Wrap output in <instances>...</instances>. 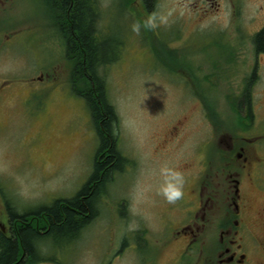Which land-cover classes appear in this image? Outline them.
Instances as JSON below:
<instances>
[{"label":"rangeland","instance_id":"obj_1","mask_svg":"<svg viewBox=\"0 0 264 264\" xmlns=\"http://www.w3.org/2000/svg\"><path fill=\"white\" fill-rule=\"evenodd\" d=\"M13 1L0 4V33L16 30L10 49H0V79L13 85L0 97V211L24 213L75 196L92 173L98 139L83 99L69 90L72 64L64 58L56 76L44 75L57 64L48 0ZM95 1L102 40L120 46L118 59L99 74L117 115V147L129 162L74 239L37 243L44 259L37 264H193L173 259L177 247L160 256L156 250L169 214L159 193L161 169L185 178L182 164L197 163L205 129L184 76L188 0H154V9L140 17L120 0ZM140 1L131 8L143 14ZM179 39V49L170 50Z\"/></svg>","mask_w":264,"mask_h":264},{"label":"flooded vegetation","instance_id":"obj_2","mask_svg":"<svg viewBox=\"0 0 264 264\" xmlns=\"http://www.w3.org/2000/svg\"><path fill=\"white\" fill-rule=\"evenodd\" d=\"M186 16L184 76L205 129L197 167L191 160L182 164L183 197L165 205L167 232L157 255L177 247V258L193 264H264V0H188ZM50 26L57 64L45 77L56 76L67 57L64 19L57 14ZM15 31L0 33L1 51L10 49ZM9 79H0V97L13 86ZM26 218L1 210L0 233L16 236Z\"/></svg>","mask_w":264,"mask_h":264},{"label":"trees","instance_id":"obj_3","mask_svg":"<svg viewBox=\"0 0 264 264\" xmlns=\"http://www.w3.org/2000/svg\"><path fill=\"white\" fill-rule=\"evenodd\" d=\"M133 1L120 0L128 8ZM142 1L145 11L150 13L154 9V0ZM48 4L52 21L55 22L57 14L65 21V53L73 67L70 74L71 88L86 105L96 130L98 146L92 173L75 196L55 199L51 204L26 215H14L16 212L10 211L13 218L24 219L27 216L28 224L21 225L16 236L10 238L0 233V264H35L44 261L38 258L36 248L42 239H52L56 243L74 239L95 216L97 201L104 194L108 183L129 162L117 147V115L106 94L104 79L99 74L100 67L108 66L118 59L119 43L112 45L102 40L104 36H100L96 29L99 7L95 0H48ZM137 13L140 17L141 13ZM144 27H147V23H144ZM156 52L152 51L159 65L166 63L163 58H157ZM167 65L164 69L170 68Z\"/></svg>","mask_w":264,"mask_h":264},{"label":"clouds","instance_id":"obj_4","mask_svg":"<svg viewBox=\"0 0 264 264\" xmlns=\"http://www.w3.org/2000/svg\"><path fill=\"white\" fill-rule=\"evenodd\" d=\"M161 174L164 177V183L162 184L159 193L163 195L168 203H175L184 195V177L180 172L168 168L161 169Z\"/></svg>","mask_w":264,"mask_h":264}]
</instances>
